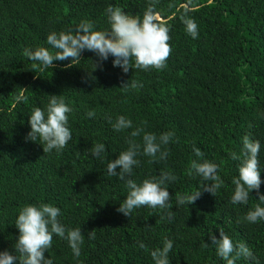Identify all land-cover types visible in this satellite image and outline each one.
I'll use <instances>...</instances> for the list:
<instances>
[{"label": "trees", "instance_id": "trees-1", "mask_svg": "<svg viewBox=\"0 0 264 264\" xmlns=\"http://www.w3.org/2000/svg\"><path fill=\"white\" fill-rule=\"evenodd\" d=\"M149 0H0V251L13 252L18 229L15 220L27 204H52L60 208V222L80 228L84 236L76 258L66 240L53 237L45 253L53 264H154L149 249L172 240L170 264H225L211 244L223 228L234 245L245 243L256 257L236 264H264V221L248 223L243 217L258 200L250 192L247 205L233 204V177L238 176L242 137L259 140L261 185L264 194V0H158V21L169 27L172 52L161 70L140 69L123 73L112 57L94 68L97 57L83 51L81 63L65 69L69 61H54L51 70L36 72L25 48L52 46L47 35L68 31L81 20L97 30L109 25L105 9L119 6L130 15L143 16ZM198 25V38L185 31L183 20ZM136 80L142 87L122 91V83ZM19 87L28 88L29 100L11 109ZM51 95L62 96L72 111L68 127L72 139L57 153H44L39 143L27 139L29 115L45 109ZM94 110L95 118L87 116ZM123 115L133 126L146 122V131L159 136L173 132L165 160L149 162L137 156L130 178H145L170 171L177 176L168 184L173 218L161 219L142 206L127 217L117 211L127 195L125 182L107 174V163L127 149L131 129L115 131L109 120ZM139 140V138H137ZM178 139V142H176ZM105 144L103 158L91 154L92 146ZM220 166L224 181L216 196L202 191L192 205H176V193L199 188L200 178L189 175L195 157ZM205 183H211L205 181ZM94 232L95 238L89 239ZM207 243V246H205Z\"/></svg>", "mask_w": 264, "mask_h": 264}, {"label": "clouds", "instance_id": "clouds-1", "mask_svg": "<svg viewBox=\"0 0 264 264\" xmlns=\"http://www.w3.org/2000/svg\"><path fill=\"white\" fill-rule=\"evenodd\" d=\"M158 0H149V4L143 16L130 15L119 6L109 5L105 9L107 30H97L88 20H81L79 25L68 31L59 33L52 31L47 35V43L53 50L46 47H38L35 50L25 48L22 52L24 57L33 61L32 69L43 72L55 67L54 61H69L64 65L65 69L77 66L81 63V53L85 50L93 52L97 59L94 68H102L103 61L111 56L114 67H119L123 73L129 70H161L167 67V60L171 55L172 48L169 44L171 39L169 27L161 24L157 19L156 3ZM185 31L193 39L198 38V25L193 19L183 20ZM142 87L136 80L122 83V91ZM28 88L19 87L12 97L11 109L17 104L28 103L26 95ZM72 111L62 96L51 95L45 109L34 107L29 115L30 131L27 139L39 143L44 153L55 150L60 153L72 139V133L68 125V114ZM87 116L95 118L94 110L87 112ZM111 123L117 132L131 129L128 134L126 150L121 151L114 159L107 163V174L110 177H118L125 182L127 195L119 203L117 211L129 217L135 209L142 206L157 210L161 219L173 218L172 196L168 184L175 182L177 176L170 171H163L159 176L145 178L137 182L130 178L134 166L139 164L137 156L144 155L150 158L149 162L165 160L169 155L168 144L173 141L174 133L163 132L159 136L153 132L146 131L144 126H133L131 119L119 115ZM139 138V140L137 139ZM178 142V139L177 141ZM260 142L250 138L249 135L242 137V148L240 153L230 152L233 160H239L238 176L233 177L235 186L231 196L233 204L247 205L250 192L255 190L258 200L264 202V194L259 193L261 185V167L259 161ZM195 157L188 169L189 175L200 178L199 188L193 192L184 194L176 193V205H192L206 191L216 196L224 181L218 174L220 166L214 162L202 159L204 153L200 148L193 145ZM106 151L105 144L97 143L92 146L91 154L97 158H103L102 153ZM210 181L211 183H205ZM60 208L48 203L39 205L27 204L18 211L15 226L18 236L15 240L13 252L0 251V264H53L52 259L46 258L45 253L53 244V237L57 236L67 241L73 256H81V245L84 236L80 228H67L60 222ZM248 223L264 221V207L256 204L243 217ZM219 238L210 234L211 244L215 245L217 254L225 261V264H236V261L244 258L255 260L251 249L243 242L234 245L233 241L219 228ZM95 238V233H89V239ZM207 246V243L206 245ZM139 247L150 253L154 264H170L169 253L173 248V242L165 238L162 247L149 249L144 243Z\"/></svg>", "mask_w": 264, "mask_h": 264}, {"label": "water", "instance_id": "water-1", "mask_svg": "<svg viewBox=\"0 0 264 264\" xmlns=\"http://www.w3.org/2000/svg\"><path fill=\"white\" fill-rule=\"evenodd\" d=\"M160 18V15L157 13V19H159Z\"/></svg>", "mask_w": 264, "mask_h": 264}]
</instances>
